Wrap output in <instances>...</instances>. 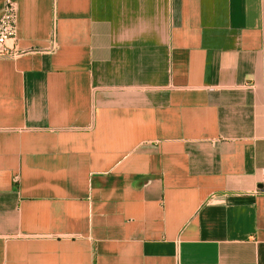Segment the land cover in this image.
Wrapping results in <instances>:
<instances>
[{
    "label": "crops",
    "instance_id": "obj_1",
    "mask_svg": "<svg viewBox=\"0 0 264 264\" xmlns=\"http://www.w3.org/2000/svg\"><path fill=\"white\" fill-rule=\"evenodd\" d=\"M9 1L0 264H264V0Z\"/></svg>",
    "mask_w": 264,
    "mask_h": 264
},
{
    "label": "built area",
    "instance_id": "obj_2",
    "mask_svg": "<svg viewBox=\"0 0 264 264\" xmlns=\"http://www.w3.org/2000/svg\"><path fill=\"white\" fill-rule=\"evenodd\" d=\"M16 7L11 1H7L0 14V55L17 57L31 50L19 49L15 45L8 47V40L17 38ZM261 190H264V168L262 169Z\"/></svg>",
    "mask_w": 264,
    "mask_h": 264
}]
</instances>
